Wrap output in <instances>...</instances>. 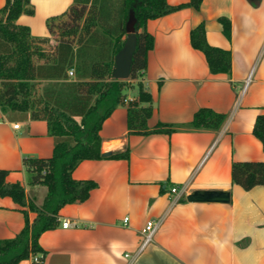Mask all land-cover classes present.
Here are the masks:
<instances>
[{"label": "crops", "instance_id": "0c3cea01", "mask_svg": "<svg viewBox=\"0 0 264 264\" xmlns=\"http://www.w3.org/2000/svg\"><path fill=\"white\" fill-rule=\"evenodd\" d=\"M5 2L0 0V9ZM31 3L34 15L20 16L17 24L34 37L51 38L47 20L65 13L74 0ZM221 18L230 21V38ZM201 23L209 45L232 53L229 74H211L204 54L192 47L190 32ZM146 31L154 48L138 81L152 96L149 129L190 123L200 108L225 114L226 121L218 131L130 135L127 106H118L102 125V152L128 147L130 158L79 164L74 179L92 180L97 187L84 203L60 211L61 224L69 221V228L41 235L47 253L42 264H264V186L246 191L231 178L233 162H264L262 143L253 135L257 117L264 115V0H203L199 11L185 8L149 20ZM126 94L128 101L137 97ZM54 145L46 121L0 109V169L38 206L47 188L30 185L23 159H48ZM174 187L184 193L173 194ZM197 190L229 192L230 202H189L187 196ZM35 216L29 211L31 221ZM150 220H161L160 228L136 254ZM24 225L22 208L0 197V240L16 237ZM20 264L36 263L32 257Z\"/></svg>", "mask_w": 264, "mask_h": 264}, {"label": "trees", "instance_id": "16d2710c", "mask_svg": "<svg viewBox=\"0 0 264 264\" xmlns=\"http://www.w3.org/2000/svg\"><path fill=\"white\" fill-rule=\"evenodd\" d=\"M202 3L189 0L172 6L167 0H74L65 13L47 20L51 36L55 27L61 31L54 48L47 50L43 45H53L50 38L34 37L28 27L17 24L20 16L34 15L31 0H6L0 9V109L29 113L33 120L46 121L55 145L48 159H23L30 185L47 188L40 206L28 199L21 184L8 183L9 172L0 169V197L11 198L25 215L22 231L12 239L0 240V264H20L34 256H40L38 264L44 262L47 253L40 246L41 235L59 228L60 211L67 205L84 203L97 187L92 180L74 179L81 162L130 158L128 147L110 155L102 152V125L118 106H127L130 135L218 131L222 127L225 114L200 108L190 123L158 124L149 129L152 96L138 81L144 77L148 54L154 48L147 22L185 8L199 11ZM131 11L136 18V49L129 78L117 80L113 77L115 58L124 47ZM220 23L223 34L230 38V21L221 18ZM190 42L204 54L211 74L231 72L232 53L208 44L204 23L192 29ZM71 69L74 78L68 76ZM131 80L138 81V90L136 99L128 101ZM253 135L264 151V115L257 117ZM231 178L246 191L264 186V162H233ZM29 211L36 214L32 221Z\"/></svg>", "mask_w": 264, "mask_h": 264}, {"label": "water", "instance_id": "95a60500", "mask_svg": "<svg viewBox=\"0 0 264 264\" xmlns=\"http://www.w3.org/2000/svg\"><path fill=\"white\" fill-rule=\"evenodd\" d=\"M136 18L131 11L126 24L127 38L123 49L115 58V70L113 77L117 80H127L130 76L133 54L136 49L137 39L135 35ZM110 155V153L106 154ZM189 202L194 203H223L230 202V193L224 191L197 190L187 196Z\"/></svg>", "mask_w": 264, "mask_h": 264}, {"label": "built area", "instance_id": "2783aa9c", "mask_svg": "<svg viewBox=\"0 0 264 264\" xmlns=\"http://www.w3.org/2000/svg\"><path fill=\"white\" fill-rule=\"evenodd\" d=\"M68 75L74 76V71L71 69L68 71ZM19 125L16 124L15 128H18ZM185 189H178L177 187L172 188V193L173 194H177V196L182 195V193H184ZM125 223L128 222V218H125L124 220ZM161 225V220L155 221V220H150L146 223L145 227L142 230V238H141V243L138 247L137 253L136 254H140L142 253L153 241L154 236L156 234V232L158 231V229L160 228ZM71 226V223L69 221H64L61 224V227L63 228H69ZM125 257H130L129 254H126ZM33 261L34 263L38 264L40 263V256H34L33 257Z\"/></svg>", "mask_w": 264, "mask_h": 264}, {"label": "rangeland", "instance_id": "374dc122", "mask_svg": "<svg viewBox=\"0 0 264 264\" xmlns=\"http://www.w3.org/2000/svg\"><path fill=\"white\" fill-rule=\"evenodd\" d=\"M64 20H65V18H64ZM54 31H55V33H54V35H52L51 36V43L53 44V45H47V44H45V45H43V47H45L47 50H50V48L52 49V47L54 48V46L56 45V43H57V40H58V37H59V35H60V29L58 28V27H55L54 28ZM69 76V75H68ZM69 78H74V76H69ZM129 84V87H128V89H127V91H128V94L129 95H133V94H135L136 92H137V90H138V88H137V82H129L128 83ZM132 84H134V85H132ZM136 84V85H135Z\"/></svg>", "mask_w": 264, "mask_h": 264}]
</instances>
